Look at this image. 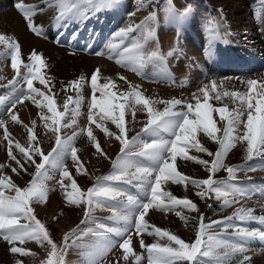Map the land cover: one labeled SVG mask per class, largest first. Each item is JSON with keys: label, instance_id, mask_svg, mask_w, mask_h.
Returning a JSON list of instances; mask_svg holds the SVG:
<instances>
[{"label": "rangeland", "instance_id": "rangeland-1", "mask_svg": "<svg viewBox=\"0 0 264 264\" xmlns=\"http://www.w3.org/2000/svg\"><path fill=\"white\" fill-rule=\"evenodd\" d=\"M5 1V7H0V15L5 12H14L17 17L19 16L18 20L30 36L32 35L35 38L46 41V43H50L53 51L58 49L57 53L63 51L62 54H67L66 57L69 56L67 58L68 75L65 78H61L52 71L51 62H49L51 59L46 54V50H43V52L40 50L39 53L42 54V58L46 61V67L42 68L41 71L45 74L46 79H49L50 83L48 87H45L39 81H33V86L39 88L45 94L53 96L58 112H64V102L69 96L72 97V101L69 102V112L65 113L61 120L59 134L62 139H66L73 133H80L81 129L84 130L74 141V147L77 149V156L83 168L80 172H77L76 165L71 158L65 162L72 179L77 182L82 192H86L88 187L96 183V177L111 173L113 168L112 161L119 154L121 148L120 141L116 137H125L111 119L103 118L104 114L100 113L98 108L92 110L94 120L91 123L89 122L88 113L92 95L90 78L92 75L84 76L85 80L81 82L82 87L79 91L75 85L67 91L62 90L64 85L71 81H78L83 76L82 73H77V71L75 72L76 69L74 70L76 68V58H97L112 63L123 77L127 79L135 77L146 82L144 90L152 91L153 94L157 93L162 101L182 100L184 103L179 106H182L183 110H186L184 104L196 103V96H199L200 102L203 103L204 97L200 89L204 88L205 85L211 88L212 81L217 82V87L215 91H209L208 102L215 108L223 107L226 104L229 110L237 107V104L231 97L226 96H222L220 101L214 100L215 92L246 91L241 81L248 79L264 82V0H233L237 6L236 9L239 8L237 15H235L237 17L234 16L233 18L228 16L227 11H224L221 6L215 4L217 0H143V4L146 7L140 6V0H119V3L110 9L90 13L82 22L78 20L61 21L63 26L61 22L59 26L64 27L66 25L71 28L67 41H65L67 44L57 40L63 33L62 27L57 32H54L55 27L57 28L56 17L59 14L58 0H23L24 3L38 6L37 14L34 15L33 19L35 24L41 18L47 22L44 25L36 24L37 26H42V30H45L43 35H37L30 30L23 14L15 7L20 0ZM66 2L71 3L72 0H66ZM189 6L191 10L187 15H179ZM170 7L174 9V12L167 11ZM152 11L157 13L156 19L148 25L153 32V36L147 42H142L145 44V53H151L158 49L164 56V60L162 62L145 63L139 72L133 71L130 67L117 64L116 60L118 57L110 56L108 50L109 42L119 43V40L113 38L114 33L121 28L138 25ZM189 19L192 20L190 24L193 28L192 31L185 29L183 26V23H186ZM217 21L220 23V34L225 30L226 36H221V40L209 46L207 29L215 28ZM68 28L65 30H68ZM3 31L0 30V34L7 35L19 43L21 60L23 63H27V58L31 51H25L16 35ZM194 34H196V37L190 39ZM75 36H79V38L76 37L75 39ZM139 36V31H133L131 36L125 40V44L130 46L129 41L131 38ZM72 39H75L73 43L76 47L70 43ZM170 51H174L171 56L168 55ZM96 53L104 54L97 55ZM210 54H212L211 57L215 61L207 57ZM228 58H230L229 63L235 61L236 65L243 60L248 62L249 65L251 59L255 64H250L251 70L245 68L239 72H235L234 69L225 71L223 65ZM73 63L74 65H72ZM21 71H23V68H21ZM142 75L147 76L148 79L144 80ZM14 79L19 80V77L16 75V70L11 67L10 50L5 45H0V101H2L0 103V119L6 122L4 126H0V165H4L0 176L7 175L17 186L25 187L32 179L35 166L22 159L19 149L15 148V143L19 142L22 146L29 148L38 145L47 154L55 144V134L52 132L51 113L46 107L40 106V102L43 100L42 97L37 95L35 103L29 99L17 104L15 108H11V100L14 98V93L8 82ZM98 83L103 84L99 80ZM16 87L19 88L20 85L18 84ZM23 87L26 89V84ZM110 90L115 92L114 87ZM96 95L100 98V93H96ZM78 96H83V102L79 106V115L76 116V123L71 125L72 110L76 108L74 101ZM117 99L121 100V93H117ZM44 103L46 104V102ZM9 109H11L12 114L18 116L20 123L11 120ZM45 116L49 117L47 122L43 118ZM147 120V111L142 106H135L134 115L132 108L126 107V138L130 140L131 137L141 132ZM33 121H35L34 126ZM65 125L70 126L65 127ZM89 126L93 130V135L97 138L96 142L101 146L99 151L95 147V142L91 141L87 136V128ZM5 127L9 133L7 138L5 137ZM29 128L33 129V134L36 136V140L32 141L31 144L28 141ZM104 128H107L108 132H105ZM217 136H222V130L217 133ZM143 138L146 142H151L150 137L144 136ZM165 138L168 139L170 137L165 136ZM9 139L12 141L13 155H16L17 159L21 160L25 165L26 171L20 169L17 172L12 171V168L17 166L8 156ZM197 140L212 153H215L218 149V144L202 132L197 133ZM245 148L246 142H237L235 147L225 157L226 165L242 166L236 171L234 178L230 181L231 184L244 193L243 196L236 195L234 203L227 207H222V199L217 200L214 193L210 194L207 199H202L197 195L198 192L204 191V188L192 184L191 179L207 178L209 172L204 165L196 160H185L182 156H178L176 159L177 171L189 177V180L180 184L166 181L161 185V189L170 192L177 198L190 199L197 205L198 211L187 209L183 206H176L169 210L152 208L149 209L145 216L147 223L166 229L172 234L179 235L186 242H191L195 239L196 226L200 214H203L205 223L232 216L241 207L252 208L254 215H264V158L256 156L252 160H245ZM132 151L137 152L139 149L134 148ZM188 155L197 157V160L211 161L212 159L207 152H201L197 149H189ZM34 159L39 162V157H34ZM134 163L140 167L148 166L145 158L139 156L135 157ZM133 171H135V168H133ZM49 176L50 178L46 181L49 189L47 199L43 202L34 200L32 207L34 214L45 224L52 240L58 246L63 245L64 235L77 226L82 229H97L100 224H104L108 228H123V221L109 220V217H112L115 212L122 211V204L126 203L128 196H132L136 200H144V193L136 186L135 180L131 184L114 182L113 186L123 195L113 200L105 201L101 206L95 207L91 212L93 219L81 224V221L85 219L84 214L88 205L84 203L80 205L69 204L66 199V191H71V180L64 178L63 183L67 188L62 189L60 186V172H50ZM212 176L214 180L228 179L225 169L218 170ZM5 191L7 194H14L7 190ZM229 199H233V197L230 196ZM249 201H252V203ZM233 225L247 228L250 231H264V224L259 221L241 222L234 219ZM223 227V225L214 226L210 232L221 233ZM152 231L150 227L147 232L137 234L134 228L129 229L128 234L132 237L130 247L133 252L129 254L128 261H124V251L117 244L116 247L107 253L102 264H137L136 255H141L142 257L139 264H147V253L141 246L140 239L142 238L146 245L157 242L158 239L161 243L165 242L164 239L148 234ZM234 231L235 227L227 229L229 234ZM105 236L117 242H122V239L127 238L126 235L124 237L117 236L115 232H106ZM92 240L93 237L90 234L83 243H92ZM232 240L233 243L242 244L245 251L234 253L226 261L219 262L217 257L222 254L223 250H221L220 253L208 258L209 264H241L242 261L243 264H264V241H261L258 237L253 239L233 237ZM69 243L71 244V240ZM78 243L81 242L78 241ZM15 246L24 247L29 254L12 253L10 251L12 245L0 236V264H17V261H21L22 264H41L50 251V246L46 242L27 241L23 245L17 242ZM84 251V249L76 246L68 248L64 257L66 264H86L87 258L84 255ZM251 252L253 253L252 255H250ZM31 253H35V255H31Z\"/></svg>", "mask_w": 264, "mask_h": 264}, {"label": "snow or ice", "instance_id": "snow-or-ice-1", "mask_svg": "<svg viewBox=\"0 0 264 264\" xmlns=\"http://www.w3.org/2000/svg\"><path fill=\"white\" fill-rule=\"evenodd\" d=\"M118 3L119 0H72L71 3H67L66 0H58L59 14L55 22L57 26L60 25L61 21L78 20L82 22L90 13L110 9ZM140 6L146 7L143 0H140ZM15 7L23 14L30 30L36 34H42V26H37L33 19L34 15L37 14L38 6L20 0ZM190 10L189 6L179 15H187ZM167 11L174 12V9L170 7ZM156 15V11H152L138 25L121 28L114 33L113 38L119 40V43L109 42L108 50L110 56L118 57L116 60L118 64L139 72L145 63L162 62L164 60V56L158 49L151 53H145V44L143 43L153 36V32L148 25L156 19ZM133 31H139L140 36L131 38L129 41L130 46L126 45L125 40L131 36ZM207 32L208 43L211 46L221 39L220 23L217 21L216 27L207 29ZM0 45H5L10 50L11 67L16 70V75L19 77V80L14 79L8 82L14 93L11 108H15L17 104L29 99L35 103L37 95L42 97L43 100L40 102V106L46 107L51 113L52 132L55 134V144L47 154L38 145L29 148L22 146L19 142L15 143V148L19 149L22 159L35 166L32 179L27 186L19 187L9 176H0V236L12 245L10 248L12 253L29 254L24 247L15 246L17 242L21 245L27 241L46 242L50 246V251L41 264H66L64 257L68 248L73 246L85 250L86 264H102L107 253L118 244V247L124 251V261H128L129 254L133 252L130 247L132 237L128 234V230L134 228L137 234H143L151 227L153 231L148 234L164 239L165 242L161 243L158 239L157 242L146 245L144 240L140 239V244L147 253V264H209L208 258L220 253L221 250H223L222 254L217 257L219 262L226 261L234 253L245 251L242 244L233 243V237L241 239L258 237L261 241H264V231H250L247 228L233 225L234 219L241 222L259 221L264 224V215H254L252 208L241 207L232 216L208 223L204 222V216L200 214L195 239L191 242H186L179 235L172 234L166 229L149 225L145 219L149 209L152 208L169 210L176 206H183L198 211L197 205L190 199L177 198L170 192L161 189V185L166 181L180 184L189 180V177L177 171L176 159L178 156H182L185 160H196L204 165L209 172L207 178L191 179L192 184L204 188V191L197 193L202 199H207L210 194L214 193L217 200L222 199V207H227L235 202L234 197L236 195H244L238 187L230 183L236 171L242 166L226 165L225 157L237 142H246L245 160H252L256 156L264 158V82L248 79L241 81L246 91L215 92L214 100L220 101L222 96H226L231 97L237 104V107L230 111L226 104L223 107L215 108L208 102L209 91H215L217 87V82L212 81L211 88L205 85L204 88L200 89L204 97L203 103L200 102V97L196 96L195 104H184L186 110L176 111L174 110L176 106L184 103L182 100H151L145 97L142 92L137 91V86H132V91L126 94L121 93V100H118L117 93L110 90L115 87V84L111 81L103 84L98 83L97 77L100 70L96 69L90 78L92 95L88 120L90 123L93 122L92 110L98 108L100 113L104 114L103 118L111 119L125 138L116 137L120 141L121 148L119 154L112 161L111 173L96 177V183L88 187L86 192H82L77 182L72 179L65 162L71 158L76 165L77 172H80L83 168L78 159L74 141L84 130L81 129L80 133H73L66 139H62L59 134L61 120L65 113L69 112V102L72 101V97L69 96L64 102V112H58L53 96L47 95L33 86V81H39L45 87H48L50 83L41 71L42 68L46 67V61L42 58V54H38L33 49L27 58L28 62L23 63L18 42L7 35L0 34ZM96 54L101 55L104 53ZM173 54L174 51L168 53L169 56ZM21 68H23V71H21ZM122 79L126 80L123 77ZM84 80L85 77L81 76L78 81H71L64 85L62 90L67 91L75 85L79 91L82 87L81 82ZM18 84L20 85L19 88L16 87ZM25 84L26 89L23 87ZM96 93H100V98L97 97ZM82 102L83 96H78L74 101L76 108L72 110L71 125L76 123V116L79 115V106ZM156 104H164L165 107L160 110L154 107ZM135 106H142L147 111L148 120L141 132H138L129 140L126 138L125 111L126 107H131L134 115ZM214 112L218 113V119L222 122L220 128L217 127V121L213 118ZM9 114L12 121L20 123L18 116L11 113V109H9ZM43 118L46 122L49 120L48 116ZM32 123L34 126L35 121ZM5 124L6 122L0 119V126ZM69 126L65 125V127ZM221 130L222 136L218 137L217 133ZM104 131L108 132V129L104 128ZM198 132L206 134L207 137L218 144L215 153L208 151L199 143L197 140ZM28 133V141L31 144L32 141L36 140V136L33 134L32 128L28 129ZM8 136L9 133L5 127V137ZM87 136L95 142V147L99 151L101 146L96 142L97 138L93 135L90 126L87 128ZM144 136L150 137L151 142H146ZM165 136L170 138L166 139ZM134 148H138L139 151L133 152ZM189 149L207 152L212 159L211 161L197 160V157L188 155ZM8 156L17 166L12 168L13 172H17L18 169L26 171L21 160L13 155L10 139ZM137 156L145 158L148 166H137L134 163ZM34 157H39V162ZM3 168L4 165H0V172ZM133 168H135V171H133ZM220 169L227 171L228 179H213L212 174ZM54 171L60 172V186L62 189L67 188L63 183L64 178L71 180V191H66L67 202L74 205H80L81 203L88 205L84 214L85 219L81 221V224L93 219L91 212L95 207L123 195L113 186L114 182L131 184L135 180L136 186L144 193V200H136L132 196H128L126 203L122 204V211L115 212L112 217H109V220L123 221V228H108L104 224H100L97 229H82L77 226L64 235L63 245L58 246L52 240L45 224L36 217L32 207L34 200L43 202L47 199L49 189L46 181L50 178L49 173ZM5 190L14 194H7ZM230 196L233 199H229ZM220 225L224 226L221 233L210 232L214 226ZM229 227H235V231L231 234L227 233ZM106 232H115L117 236L121 237L126 235L127 238L122 239V242H117L108 239L105 236ZM90 234L93 237L92 243H83ZM70 240L71 244L69 243ZM78 241L81 243H78ZM31 255H35V253H31ZM141 259V255L135 256L137 264ZM17 264H22V262L17 261ZM241 264H243V261Z\"/></svg>", "mask_w": 264, "mask_h": 264}, {"label": "bare ground", "instance_id": "bare-ground-1", "mask_svg": "<svg viewBox=\"0 0 264 264\" xmlns=\"http://www.w3.org/2000/svg\"><path fill=\"white\" fill-rule=\"evenodd\" d=\"M7 1L9 2L10 0H7ZM215 4L218 6H221L224 11H227L228 16H230L231 18H233L235 15H237V11L239 8L236 9L237 6L235 5V2L233 0H217ZM0 5H1L0 6L1 8L3 6L5 7L6 1L0 0ZM18 17L12 11L7 12V13L5 12L4 14H1L0 15V30H4L5 32L12 33V34L16 35L19 38V40L21 41V44L23 45L26 52L32 51L33 49L37 53H39L40 50L42 52H43V50H46V54L51 59L49 62H51L50 66H52V68H51V69H53L52 71L55 72V74H57L58 77L65 78V76L68 75L67 58L69 56L66 57L67 54L66 55L62 54L63 51L60 53H57L56 51L58 49L54 50L56 52L55 53L51 49L50 43H46V41L41 40L39 38H35L32 35L30 36L29 33L23 29V27L21 25L22 23L18 20ZM235 17H237V16H235ZM191 22H192V20L189 19L186 21V23H183V26L185 27V29L192 31L193 28H192V25H190ZM37 23L39 25H42V24L44 25L47 22L43 18H41L39 21H37ZM177 23H178V21H177ZM58 27L59 26H57V28ZM57 28L55 27V29H54L55 32L57 31ZM221 36H226L225 30L222 31ZM194 37H196V34L192 35L190 37V39H193ZM211 56H212V54L208 55L207 57L211 59L212 58ZM212 60H213V58H212ZM47 61H48V59H47ZM213 61H215V60H213ZM226 63H227V61L224 62V64H226ZM75 64H76L75 65L76 68H74V70L76 69L75 72L77 71V73H82L83 76H87V75L90 76L94 73V71L96 69H99L100 71L98 73L97 79L101 83H106V82H110V81L113 82L115 84L114 90L117 93H125L126 94V93L132 91V86H137L136 90L142 92L145 97L150 98L151 100H161L160 96L157 93L153 94L152 91L148 92L147 90L146 91L144 90V88L146 87V84H147L146 82L141 81L140 79H137L135 77H133L132 79L126 78V80L122 79L123 76L113 66L112 63H108V62H105L104 60L97 59V58L80 57L79 59L76 58ZM230 64H233V62ZM72 65H74V63ZM235 65H236V63H235ZM57 75H55V76H57ZM123 78H125V77H123ZM142 78L144 80L148 79L147 76H144V75H142ZM149 89L151 90L150 87H149ZM154 107L162 110L163 107H165V105L164 104H156V105H154ZM181 109H182V106H176V108L174 110L179 111ZM213 118H214V120L217 121V127L220 128L222 122L219 121L217 112L213 113ZM249 202L252 203V201H249ZM252 254L253 253L251 252L250 255H252Z\"/></svg>", "mask_w": 264, "mask_h": 264}]
</instances>
